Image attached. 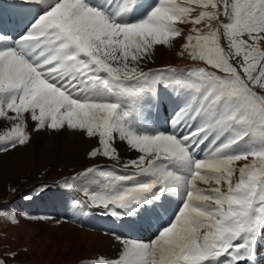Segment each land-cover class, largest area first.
<instances>
[{
	"label": "snow or ice",
	"instance_id": "snow-or-ice-1",
	"mask_svg": "<svg viewBox=\"0 0 264 264\" xmlns=\"http://www.w3.org/2000/svg\"><path fill=\"white\" fill-rule=\"evenodd\" d=\"M35 9L15 29L0 22V118L10 122L0 152L31 141L29 122L96 140L93 160L119 162L122 142L134 155L119 168L92 164L64 187L122 225L157 224L150 238L115 235V256L82 264H257L264 0H39ZM177 40L193 64L145 70L157 46ZM166 103L161 129L153 114Z\"/></svg>",
	"mask_w": 264,
	"mask_h": 264
},
{
	"label": "rangeland",
	"instance_id": "rangeland-1",
	"mask_svg": "<svg viewBox=\"0 0 264 264\" xmlns=\"http://www.w3.org/2000/svg\"><path fill=\"white\" fill-rule=\"evenodd\" d=\"M23 1L25 3L20 5H24L23 8L28 11L27 13L36 10L35 8H30L29 0ZM38 2L39 0H31V4ZM0 5H2L0 12L11 8L2 2H0ZM23 16L22 13L18 21ZM180 51V42L178 40L171 47L157 46L153 57L154 62L148 63L145 66V70L147 68H163L166 66L186 68L194 63L186 56H180L178 54ZM181 60H186L188 63L177 65L176 62ZM166 62L171 64L167 65ZM167 106L170 107L167 103L163 107L165 115L166 113H171L170 110L166 109ZM160 111L157 112L154 122L157 127L163 129L167 117L160 122ZM8 126H10V122L0 118V134ZM34 127V122H29L28 131L31 134V141L26 146H19L7 153L0 152V260H3L4 264H82L85 258H80L79 260L76 258L82 249L81 245L78 246L81 239L80 230L98 232L114 237L115 234L127 237L128 231L126 229L142 227L140 225L139 227L138 225H122L115 218L102 214L96 206L88 201L82 190L71 191L64 187L66 179L85 167L92 164H110L119 168L128 158L121 156L119 162L106 159L93 160L88 157V152L96 146V140L88 138L82 133H80L82 137L79 139L70 138L64 134L59 138L54 130L47 129L40 130L39 132L42 136L37 139V132L33 131ZM64 131L65 133L70 132L68 129ZM64 193L65 201L72 200L69 198L74 193L78 194L77 201L79 203L76 202L73 205L78 206L77 208L80 207L81 212L88 216L87 219L74 216V211L71 209L73 206L68 207L63 198L59 196ZM8 199H12V202H7ZM34 199V206L39 211H44L48 214L54 212L67 219L57 215H41L38 212L33 216L28 212H24L23 208H21L22 203L27 206ZM18 200L22 201V203ZM32 210L35 211L34 208ZM12 216H15V222L12 220ZM71 218L88 222L87 225H93L95 228L100 227L96 228V231H92L90 228L87 229L85 226L78 227V224L68 220ZM116 221L118 223L115 224ZM113 225L115 226L114 234L111 232ZM156 227L157 224L153 223L151 227L147 226L145 231L141 229V232L136 233V235L132 234L131 237L132 239L150 238ZM129 231L134 232L133 229ZM263 245L261 244L259 247L257 261H260L258 256L262 251L264 252ZM12 252H15L16 255H10ZM98 255L102 254L99 253L93 256L89 254L87 256L94 257ZM104 256L111 257V253ZM73 257L76 260L71 262L69 259Z\"/></svg>",
	"mask_w": 264,
	"mask_h": 264
},
{
	"label": "bare ground",
	"instance_id": "bare-ground-1",
	"mask_svg": "<svg viewBox=\"0 0 264 264\" xmlns=\"http://www.w3.org/2000/svg\"><path fill=\"white\" fill-rule=\"evenodd\" d=\"M35 3V2H34ZM24 6V5H23ZM23 6L20 5V8L23 10V15L27 14L28 11H25V9L23 8ZM34 9V8H32ZM8 11V9H6ZM5 11V10H4ZM33 11V10H32ZM30 13V12H29ZM0 20H1V14H0ZM167 65L168 64H171L169 62H166ZM188 61L186 60H181L180 62H176L177 65H184V64H187ZM161 119H160V122H162L163 120L162 119H165V117H167L166 119H169L170 118V115L171 113H166V115L163 113V108L161 109ZM157 113H154V120H155V117H156ZM167 125L165 124L164 125V128L163 129H166ZM63 131V132H62ZM60 132H56L57 135L59 136V138L62 137V135H67L68 137H75V139H79L81 138L82 134H80L79 132H73L72 130H70V132H67L65 133L64 130H62ZM41 133L40 132H37L36 133V138L39 139L41 137ZM61 136V137H60ZM84 136V135H83ZM39 141V140H38ZM118 149H119V152L121 154V156L125 157V158H130L131 155H134V154H130L128 153V151L126 150L125 148V145L122 143V142H118ZM78 204V203H77ZM78 207V206H77ZM75 205H73V207L71 208L73 211H74V216L75 217H83L84 219H87L88 216L85 215L83 212H81V210L79 208H77ZM70 212V211H69ZM73 213V212H72ZM90 214V213H89ZM82 215V216H81ZM154 224H156V222L154 221L153 222ZM25 226V225H24ZM20 227V226H19ZM18 227V228H19ZM23 227V226H22ZM139 227V225H138ZM17 228V229H18ZM71 228V227H70ZM19 231V230H18ZM79 231V230H78ZM21 232V231H20ZM26 232V231H25ZM80 241H79V245L78 246H82V249H81V252L78 253L77 255V259L79 260L80 258H87L89 256V254H91L92 256L95 255V254H102V255H105V254H109L111 253V257L115 256L117 254V251L119 250L120 248V244L119 242L115 239L114 236H110V235H106V234H101V233H98V232H90V231H85V230H80ZM13 233V232H12ZM28 233V232H27ZM77 234V233H76ZM25 237V235H24ZM70 243V242H69ZM106 257V256H105ZM109 257V256H108ZM75 257L69 259L71 260V262L75 261L76 260ZM70 262V261H69ZM38 263V262H36ZM40 264V263H39ZM259 264V263H257Z\"/></svg>",
	"mask_w": 264,
	"mask_h": 264
}]
</instances>
